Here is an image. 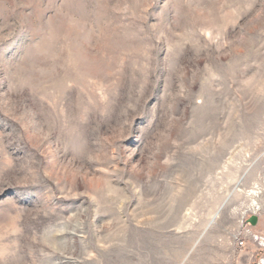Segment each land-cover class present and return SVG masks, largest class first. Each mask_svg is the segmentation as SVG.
<instances>
[{
  "label": "rangeland",
  "instance_id": "obj_1",
  "mask_svg": "<svg viewBox=\"0 0 264 264\" xmlns=\"http://www.w3.org/2000/svg\"><path fill=\"white\" fill-rule=\"evenodd\" d=\"M0 264H264V0H0Z\"/></svg>",
  "mask_w": 264,
  "mask_h": 264
},
{
  "label": "water",
  "instance_id": "obj_2",
  "mask_svg": "<svg viewBox=\"0 0 264 264\" xmlns=\"http://www.w3.org/2000/svg\"><path fill=\"white\" fill-rule=\"evenodd\" d=\"M247 222L251 225H255L257 222V216L256 215H251L248 219Z\"/></svg>",
  "mask_w": 264,
  "mask_h": 264
}]
</instances>
